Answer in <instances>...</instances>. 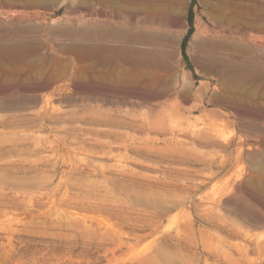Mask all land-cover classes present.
Segmentation results:
<instances>
[{
    "label": "rangeland",
    "instance_id": "rangeland-1",
    "mask_svg": "<svg viewBox=\"0 0 264 264\" xmlns=\"http://www.w3.org/2000/svg\"><path fill=\"white\" fill-rule=\"evenodd\" d=\"M0 264H264V0H0Z\"/></svg>",
    "mask_w": 264,
    "mask_h": 264
},
{
    "label": "trees",
    "instance_id": "trees-1",
    "mask_svg": "<svg viewBox=\"0 0 264 264\" xmlns=\"http://www.w3.org/2000/svg\"><path fill=\"white\" fill-rule=\"evenodd\" d=\"M189 18H190V16H189ZM184 42H185V38L183 39V42H182V49L184 48Z\"/></svg>",
    "mask_w": 264,
    "mask_h": 264
}]
</instances>
